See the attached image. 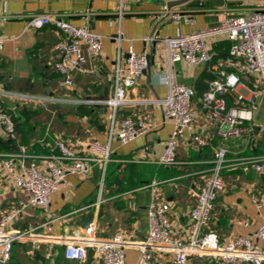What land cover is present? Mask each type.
Instances as JSON below:
<instances>
[{
  "label": "crops",
  "instance_id": "0c3cea01",
  "mask_svg": "<svg viewBox=\"0 0 264 264\" xmlns=\"http://www.w3.org/2000/svg\"><path fill=\"white\" fill-rule=\"evenodd\" d=\"M230 1L233 3L196 12L193 25L179 26L170 19L160 21L164 0H124L121 18L120 0H0V16L4 17L0 38L5 39L0 50V104L22 122L17 143L26 146L28 154L41 165L47 157L61 154V142L81 155L91 153L93 141L106 143L109 137L113 110L107 100L113 94L119 50L122 64H126L129 49L133 48L152 55L153 73L168 71L163 38L217 25L229 15L248 12L249 5H264V0ZM173 9L186 11L189 7L183 4ZM36 15H58L75 26L88 25L103 36L100 55L90 60L84 71L74 72L76 83L71 89H61L62 77L54 66L57 59L54 46L65 34L52 23L31 27L30 20ZM154 31L157 40L147 42L145 39ZM119 33H122L120 47L115 38ZM228 46L229 41H217L213 52L223 54ZM174 66L175 81L195 86L198 94L206 89L210 77L207 64L194 67L177 62ZM166 94L167 86L152 81L151 87L147 77L141 76L137 88L128 93L127 103L117 111V129L122 119L133 116L146 119L151 125L149 133L125 145L114 139L106 167L96 163L88 176L69 175L52 195L48 207L30 206L24 210L11 228L26 235L15 243L8 264H93L91 248L84 263L66 257L63 240L79 235L106 239L121 233L129 243L144 240L153 179L162 181L161 197L172 206L174 236L182 239L196 205L201 176L211 168L214 148L221 143L229 150L228 166L222 172L226 188L216 201L207 229L216 233L221 242L255 233L264 222V170H244L236 161L239 157L264 154V92L259 94V108L253 121L259 130L254 129L240 139H221L216 126L199 110L194 127L209 143L200 145L187 132L180 140L178 163L172 166L159 161L173 129L171 122L164 123L157 102ZM23 108L36 112L43 109L51 116L49 119L23 116ZM8 140L0 129V216L25 198L3 163L8 154L18 151L8 149ZM255 198L262 203L260 208ZM139 253L133 245L129 247L128 264H136ZM190 264L229 263L193 256Z\"/></svg>",
  "mask_w": 264,
  "mask_h": 264
},
{
  "label": "built area",
  "instance_id": "2783aa9c",
  "mask_svg": "<svg viewBox=\"0 0 264 264\" xmlns=\"http://www.w3.org/2000/svg\"><path fill=\"white\" fill-rule=\"evenodd\" d=\"M172 1L177 0H164L160 21L170 19L179 26L183 23L195 24L193 15L196 12L213 8L206 6L207 0H194V8L174 10L168 6ZM118 10L121 18L124 0H120ZM3 18L0 16V23ZM51 23L65 34V38L54 46L57 53L54 66L62 77L61 89H71L76 83L74 72L84 71L85 65L100 55L103 36L88 25L75 26L58 15H36L29 25L41 28ZM155 31L145 39L147 42L157 40ZM121 36L122 33H119L115 37L119 47ZM4 40L0 38V50ZM217 41H229L223 54L213 52V44ZM162 42L167 48L168 71L152 72V81L167 86V94L157 102L162 108L164 123L171 122L173 129L160 156V163L167 166L178 163L180 140L187 132L198 144L204 146L209 143L194 127L199 110L206 120L216 126L217 134L223 140L240 139L252 134L254 115L259 108L258 97L264 92V5L255 6L243 14L229 15L214 26L167 36ZM147 55V51L137 52L130 48L127 62L122 64L119 50L113 94L107 100L113 115L106 143L95 140L90 145L91 153L81 155L78 150L61 142V154L47 157L44 165L28 154L26 146L19 144L17 152L3 159L16 185L25 193V198L1 213L0 264L9 263L15 243L26 235L11 228L24 210L30 206L48 207L52 195L69 175L88 176L96 163L106 167L111 160L114 139L125 145L149 133L151 125L144 118L126 116L118 129L116 120L118 109L127 103L128 93L137 88L143 71L149 66ZM177 62L194 67L208 65L210 77L201 94L197 93L195 86L175 81L172 71ZM223 95L231 103L225 114L221 113L225 108ZM0 129L10 139L17 140L14 119L1 104ZM228 151L223 143L214 148L212 166L201 176L196 205L191 210L190 222L182 239L174 236L170 214L172 206L161 197L162 181L153 179L150 183L153 198L148 206V231L144 240L129 243L121 233L106 239L79 235L63 240L66 257L84 263L91 248L93 264H128L126 250L133 245L140 252L136 264H190L193 256L199 259L212 257L229 264H264V222L252 236L239 235L227 242H221L216 233L207 229L216 201L226 188L222 172L228 166ZM236 162L244 170H264V154L239 157ZM254 202L258 208L262 206L258 198ZM258 241L263 244L258 245Z\"/></svg>",
  "mask_w": 264,
  "mask_h": 264
},
{
  "label": "water",
  "instance_id": "95a60500",
  "mask_svg": "<svg viewBox=\"0 0 264 264\" xmlns=\"http://www.w3.org/2000/svg\"><path fill=\"white\" fill-rule=\"evenodd\" d=\"M228 3H233V1L230 0H207L206 1V6L208 7H213V6H225ZM183 4H188V7L194 8L195 6V1L194 0H177V1H172L168 4L169 8H173L175 6L183 5ZM147 58L149 60V66L147 69L143 71V75L147 77V83L149 86L152 87V63L154 62L152 59V55L148 53ZM225 99V108L221 111V113L225 114L228 112V110L231 107V103L229 101V98L226 95H223ZM254 129L256 131L259 130V126H255Z\"/></svg>",
  "mask_w": 264,
  "mask_h": 264
},
{
  "label": "trees",
  "instance_id": "16d2710c",
  "mask_svg": "<svg viewBox=\"0 0 264 264\" xmlns=\"http://www.w3.org/2000/svg\"><path fill=\"white\" fill-rule=\"evenodd\" d=\"M78 108L80 109H83V106H79ZM5 110V109H4ZM63 110H67V109H63ZM6 112H8L14 119V122H15V127H16V134H17V140L20 138V131H19V128L21 127L22 125V122L20 121L19 118H17L13 113H11L10 111H7L5 110ZM22 115L23 116H27V117H32V116H37L38 118H43L45 117V119H49L48 117L51 116V113L48 112V111H45V110H39L38 112L32 110V109H22ZM21 115V116H22ZM17 140H14V139H10L8 140L7 142V146H8V149H17L19 147V144L17 143ZM109 164V163H108Z\"/></svg>",
  "mask_w": 264,
  "mask_h": 264
},
{
  "label": "rangeland",
  "instance_id": "374dc122",
  "mask_svg": "<svg viewBox=\"0 0 264 264\" xmlns=\"http://www.w3.org/2000/svg\"><path fill=\"white\" fill-rule=\"evenodd\" d=\"M233 7L236 8V6H233ZM246 8H247V11H249V10H252L254 7H252V6L249 5V6H247ZM246 8H245V9H246ZM204 27H208V26H204ZM204 27H202V28H204ZM58 102H59V101H58ZM61 103H62V105H65L63 102H61Z\"/></svg>",
  "mask_w": 264,
  "mask_h": 264
}]
</instances>
